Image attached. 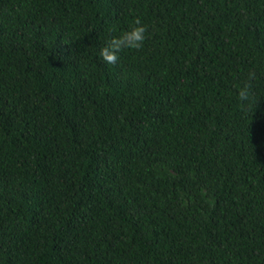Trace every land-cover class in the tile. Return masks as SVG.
Listing matches in <instances>:
<instances>
[{
	"label": "trees",
	"instance_id": "1",
	"mask_svg": "<svg viewBox=\"0 0 264 264\" xmlns=\"http://www.w3.org/2000/svg\"><path fill=\"white\" fill-rule=\"evenodd\" d=\"M0 264H264V0H0Z\"/></svg>",
	"mask_w": 264,
	"mask_h": 264
},
{
	"label": "clouds",
	"instance_id": "2",
	"mask_svg": "<svg viewBox=\"0 0 264 264\" xmlns=\"http://www.w3.org/2000/svg\"><path fill=\"white\" fill-rule=\"evenodd\" d=\"M148 26L137 16L134 18L129 29L124 30L118 36L111 37L106 45L101 48L100 56L106 64L115 65L120 59V53L125 50H141L148 39L146 33ZM254 73H250L247 81L238 89V99L241 107H250L257 103L253 92L252 80Z\"/></svg>",
	"mask_w": 264,
	"mask_h": 264
}]
</instances>
